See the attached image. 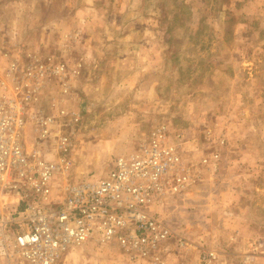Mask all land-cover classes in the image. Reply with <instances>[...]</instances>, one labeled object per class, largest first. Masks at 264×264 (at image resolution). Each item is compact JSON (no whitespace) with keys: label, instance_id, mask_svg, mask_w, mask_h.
<instances>
[{"label":"rangeland","instance_id":"374dc122","mask_svg":"<svg viewBox=\"0 0 264 264\" xmlns=\"http://www.w3.org/2000/svg\"><path fill=\"white\" fill-rule=\"evenodd\" d=\"M0 57L67 67L69 93L52 80L35 108L53 115L58 101L76 114V183L104 178L154 127H169L195 180L144 210L188 244L172 242L169 264H200L205 251L218 264L264 257V0H0ZM24 137L32 150L31 124ZM69 254L62 264H129L115 245Z\"/></svg>","mask_w":264,"mask_h":264},{"label":"built area","instance_id":"2783aa9c","mask_svg":"<svg viewBox=\"0 0 264 264\" xmlns=\"http://www.w3.org/2000/svg\"><path fill=\"white\" fill-rule=\"evenodd\" d=\"M0 264H62L71 251L96 243L115 245L129 264H169L170 245L178 240L164 217L144 210L189 191L193 171L184 164L182 144L169 127H154L132 153L118 157L107 175L95 182L73 180L75 113L53 104L48 115L35 106L52 80L69 93V73L55 59L0 57ZM66 115L71 117L67 123ZM62 118L65 123H62ZM33 126L35 146L27 149L25 129ZM53 143V159L45 144ZM169 254V255H168ZM205 251L200 264H218Z\"/></svg>","mask_w":264,"mask_h":264},{"label":"crops","instance_id":"0c3cea01","mask_svg":"<svg viewBox=\"0 0 264 264\" xmlns=\"http://www.w3.org/2000/svg\"><path fill=\"white\" fill-rule=\"evenodd\" d=\"M238 234H240V236L242 237V239H244V241L250 240L251 238H253V235H249V232H247L245 229H243L241 232H238ZM174 253H170V255H174ZM257 255L258 254H255L254 255V256H256V259H254V261L252 262V264H264V257H258ZM67 259H68V257L66 258V260ZM167 261H168V259H167Z\"/></svg>","mask_w":264,"mask_h":264}]
</instances>
